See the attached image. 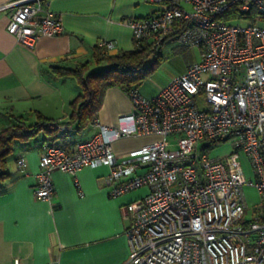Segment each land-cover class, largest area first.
<instances>
[{"label": "built area", "instance_id": "obj_1", "mask_svg": "<svg viewBox=\"0 0 264 264\" xmlns=\"http://www.w3.org/2000/svg\"><path fill=\"white\" fill-rule=\"evenodd\" d=\"M159 9L127 19L134 41L153 48L167 38L199 48V59L173 77L157 95H128L132 108L116 126L97 120L74 150L48 144L39 157L35 197L51 200L55 170L75 174L107 166L110 195L146 187L122 205L129 256L123 264H264V0H143ZM235 15L225 19L230 10ZM8 33L29 48L43 36L63 32L62 17L48 0H8ZM246 19L245 25L232 19ZM102 51L113 41L100 40ZM60 132L72 131L59 126ZM150 137L118 155L122 137ZM232 152L210 157L219 141ZM203 143L202 147L199 144ZM244 156L254 179L247 181ZM23 158L17 165L23 167ZM258 189L249 207L243 186ZM13 264H24L16 259Z\"/></svg>", "mask_w": 264, "mask_h": 264}, {"label": "crops", "instance_id": "obj_2", "mask_svg": "<svg viewBox=\"0 0 264 264\" xmlns=\"http://www.w3.org/2000/svg\"><path fill=\"white\" fill-rule=\"evenodd\" d=\"M6 2L0 0V5ZM48 4L61 15L63 32L41 37L32 48L8 33L11 11H0V130L14 125V117L19 116L26 124L34 123L37 114L58 123L67 122L70 102L81 89L74 78L54 76L51 69L73 68L85 61L90 62V70L96 69L93 50L95 45L99 47L100 40L114 42L108 54L132 50L135 41L127 19L140 18L160 8L143 0H48ZM131 108L126 91L109 87L96 118L116 126L118 117ZM92 132L89 124L80 132L58 136L54 142L42 132L27 141L13 140L6 158L9 176L0 184V264H13L16 259L24 264L127 261L125 230L129 220L123 217L121 207L143 196L147 189L111 196L109 168L99 166L84 167L75 174L53 171L51 200L37 198L33 193L44 147L56 144L74 150L76 143ZM149 140L150 137H122L112 149L122 155ZM19 158L25 161L23 167L17 165Z\"/></svg>", "mask_w": 264, "mask_h": 264}, {"label": "trees", "instance_id": "obj_3", "mask_svg": "<svg viewBox=\"0 0 264 264\" xmlns=\"http://www.w3.org/2000/svg\"><path fill=\"white\" fill-rule=\"evenodd\" d=\"M234 11L235 9L230 10L225 19L234 16H246L254 19L251 15H235ZM154 50L156 49L148 40L136 41L132 50H123L116 54H108L95 45L94 63L100 66L105 62L108 65L105 68L92 71L89 61L80 63L73 68L53 67L51 70L54 76L73 77L81 89V93L70 102L69 120L58 123L37 114L34 123L26 124L24 118L14 117V125L0 130V184L9 176L6 158L11 153L13 140L27 141L42 132L54 142L58 136L65 137L72 131H82L96 119L107 88L118 87L127 93L131 88L138 89V85L150 68V66L144 65V60ZM67 125L71 126L72 131H59V126Z\"/></svg>", "mask_w": 264, "mask_h": 264}, {"label": "rangeland", "instance_id": "obj_4", "mask_svg": "<svg viewBox=\"0 0 264 264\" xmlns=\"http://www.w3.org/2000/svg\"><path fill=\"white\" fill-rule=\"evenodd\" d=\"M233 23L245 25L249 21L246 19H232ZM151 51L144 60L145 66H150L149 71L138 85L139 91L144 95L155 96L166 86L175 76L181 74L185 67L193 61L199 59V48L196 46H186L177 39L167 38L162 44ZM108 66L102 64L94 70H101ZM73 78V77H72ZM70 78V79H72ZM75 83L77 84L76 79ZM203 143L199 144L202 147ZM232 152L231 140H223L212 145L209 150L210 157H225ZM244 175L247 181L254 179V174L250 164L244 156L241 157ZM142 188V187H141ZM146 189V187H144ZM243 193L249 207L258 203L260 199L259 191L256 187L249 184L243 186Z\"/></svg>", "mask_w": 264, "mask_h": 264}]
</instances>
